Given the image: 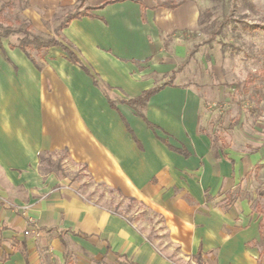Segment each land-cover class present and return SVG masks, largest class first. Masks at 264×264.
I'll return each mask as SVG.
<instances>
[{"label": "crops", "instance_id": "obj_1", "mask_svg": "<svg viewBox=\"0 0 264 264\" xmlns=\"http://www.w3.org/2000/svg\"><path fill=\"white\" fill-rule=\"evenodd\" d=\"M29 1L51 10L78 3ZM90 12L59 39L85 69L60 46L32 51V61L17 43L0 41V264H48V252L55 264H76L69 252L109 263L260 264V214L250 220L234 189L254 164L264 169V142L247 152L204 132L201 95L181 82L165 47L174 51L176 32L197 28L196 5L117 0ZM156 86L141 114L126 102ZM55 149L163 217L166 244L57 176L60 160L43 171L40 157L52 161Z\"/></svg>", "mask_w": 264, "mask_h": 264}, {"label": "rangeland", "instance_id": "obj_2", "mask_svg": "<svg viewBox=\"0 0 264 264\" xmlns=\"http://www.w3.org/2000/svg\"><path fill=\"white\" fill-rule=\"evenodd\" d=\"M7 1L11 6L4 7L3 12L10 25L7 27L6 21H0V30H12L3 38L4 43L12 44L26 36L25 27L29 22L32 23L31 32L43 38L60 39L57 25L75 4L60 5L51 10L33 6L29 0H0V7ZM145 1L154 7L168 1L196 5L197 28L176 32L179 39L175 54L168 42L165 47L170 55H174L176 67H181V82L192 85L201 95L205 110L201 117L203 131L227 146L238 148L245 144L247 152L256 150L259 141L264 142V0ZM244 24L260 27L250 29ZM196 44L198 48L191 55L190 50ZM48 155L52 161L57 160L53 161L55 164L61 161L64 171L58 172L57 176L66 175L78 182V189L85 197L132 220L137 229L158 246L166 244L168 233L163 217L158 213L87 177L81 164L71 160L64 149L50 150ZM45 158L41 166L43 171H48L53 165L46 161L48 157ZM261 166L254 164L243 183L234 189L247 200L250 220H257V212L264 211V169ZM44 239L48 243L49 235L45 234ZM41 246L43 251L50 249L48 245ZM255 249L258 251V247ZM262 250L260 261L264 264V246ZM50 253H46V261L55 264ZM69 260L76 264H128L122 259L109 263L89 256L78 258L72 252H69Z\"/></svg>", "mask_w": 264, "mask_h": 264}, {"label": "trees", "instance_id": "obj_3", "mask_svg": "<svg viewBox=\"0 0 264 264\" xmlns=\"http://www.w3.org/2000/svg\"><path fill=\"white\" fill-rule=\"evenodd\" d=\"M114 1H117V0H104L100 4H97L94 6H85L84 5L85 0H78L77 5H75L72 10L67 11L64 14V16L61 18V20L59 21V23L57 25V30L60 31L74 18H78V17L84 16V15H91V12H90L91 9L101 8L104 5H106L108 3H112ZM181 3L182 2L168 1V2H161L158 5L161 7L173 9V8L177 7L178 5H180ZM10 6H11V2L7 1L2 5V7H0V21H6L7 27H9L8 25H10V23H9V19L4 15L3 8L4 7H10ZM244 25L246 28H250V29H256V28L260 27L257 24L256 25L244 24ZM30 28H31V24H29V23L26 24V27H25L26 36L19 38L16 46L19 49H21L27 55V57H29L32 61H33L32 53H31L32 51L41 52L42 50H45L51 46H60L63 50H65L68 58L72 62L80 65L82 68L85 69V67L81 64V62L79 61L77 56L74 54V52L69 50L67 48V46L64 45L59 39L54 38V37L43 38L42 36L31 32ZM11 33H12V30H10L9 28L8 29L5 28L3 30H0V41L2 38L8 37ZM197 48H198V44L194 45L193 48L190 50V54L192 55L197 50ZM94 82L96 83L95 80H94ZM159 88H160V86L153 87L149 90L142 92L139 96H137L135 98H131L129 100H126V102L128 104H130L131 106H133L137 113L141 114V112L138 109L143 107L145 105L146 101L148 100L149 96L152 93H154L155 91H157ZM45 159L46 158L41 156L40 157L41 163ZM46 161L49 164L53 165V167H56V168L58 167L57 165H55V163H53L49 159ZM259 214H260V219H259L260 237H259V240L256 242V244L259 246V259H260V256H261L262 251H263L262 247L264 246V211H260ZM259 263L263 264V263H261L260 260H259ZM128 264H132V263H128Z\"/></svg>", "mask_w": 264, "mask_h": 264}]
</instances>
